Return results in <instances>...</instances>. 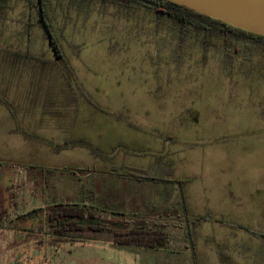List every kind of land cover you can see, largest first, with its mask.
Here are the masks:
<instances>
[{"label":"rangeland","instance_id":"rangeland-1","mask_svg":"<svg viewBox=\"0 0 264 264\" xmlns=\"http://www.w3.org/2000/svg\"><path fill=\"white\" fill-rule=\"evenodd\" d=\"M113 2H46L62 61L38 25L25 36L24 0L0 18V93L38 105L27 125L40 139L9 137L0 109V264H264V49L225 65L218 39L205 53L188 37L179 45ZM27 51L46 63L8 54ZM121 165L171 182L107 175ZM120 201L130 223L163 225L164 249L116 246L108 232L57 239L17 219L76 202L112 220Z\"/></svg>","mask_w":264,"mask_h":264},{"label":"trees","instance_id":"trees-1","mask_svg":"<svg viewBox=\"0 0 264 264\" xmlns=\"http://www.w3.org/2000/svg\"><path fill=\"white\" fill-rule=\"evenodd\" d=\"M11 1L13 0H0V18ZM47 1L48 0H24L30 12L28 20L24 23V34L30 37L32 27L38 25L46 37L55 58L62 61L63 56L56 42L53 25L46 12L45 6ZM111 2L121 7L119 10L124 13L141 10L148 14L154 23L153 30L158 32L161 28H169L171 33L175 36V41H177L179 45H182L183 41L188 37V39H193L196 44L202 45V49L205 53L209 48L211 40L213 38L215 40L218 39L222 42L221 54L222 61L225 65H230L234 57L238 56H241L245 60H251L258 48L264 49V38L261 36L234 28L219 20L197 14L187 8L165 0H111ZM33 11L36 13V16H33ZM35 17L37 19L36 21L34 19ZM8 54L17 61L26 62L34 66L46 63L45 60L35 57L28 51L24 53L9 52ZM0 103L6 104L7 102L4 98L0 97ZM78 144L85 146V144L79 141L76 143H66L62 148L75 147ZM86 147L96 155L95 152L97 150L95 151L89 146ZM84 172L89 173L90 171L85 170ZM108 174L134 181L171 182L165 179L164 175L151 169H133L125 165L112 167ZM41 211H43L42 219L38 216ZM101 212H104V210H99L96 207L87 206L85 204L58 203L46 207L44 210H31L23 215L17 214V219L28 224L27 226L30 228H24L25 231H37L38 233L47 231L57 239L87 232L96 234L108 232L112 235L113 243L116 246L136 247L156 251L166 247L168 238L163 229V225L156 222L148 223L145 220H138L130 223L127 219L122 218L125 217L123 214L114 212L110 214L122 219H104L100 216ZM200 220H202L201 217H196L191 221H193L192 223L194 224ZM33 222L38 223V225L35 226ZM129 223L131 227L128 228L127 225ZM175 226L181 228L180 225ZM187 235L189 241L192 243L190 229L187 230Z\"/></svg>","mask_w":264,"mask_h":264},{"label":"water","instance_id":"water-1","mask_svg":"<svg viewBox=\"0 0 264 264\" xmlns=\"http://www.w3.org/2000/svg\"><path fill=\"white\" fill-rule=\"evenodd\" d=\"M264 38V0H165Z\"/></svg>","mask_w":264,"mask_h":264},{"label":"crops","instance_id":"crops-1","mask_svg":"<svg viewBox=\"0 0 264 264\" xmlns=\"http://www.w3.org/2000/svg\"><path fill=\"white\" fill-rule=\"evenodd\" d=\"M19 83H21V82H19ZM22 84L25 85L26 82H22ZM0 97L4 98L6 100V102H7L6 104H1L0 103V109L8 117L9 122H10V125H11L8 128V130H7V135L9 137L10 136L18 137V139H20L23 142L30 141V140L37 141L38 140L37 132H35L34 129L33 130L32 129L28 130V125H27L28 119L29 120H32L33 119V115H32V113L29 114V115H27V113L30 112V111L31 112L34 111L36 108L38 109V105L37 104H34V103L22 102V100L23 99L25 100L26 97H27L25 95H23V96H20L19 95V98H18V100H16L17 101L16 103H11L10 98H7L3 92L0 93ZM47 107H48L47 110H49V111L53 109L50 104ZM48 117L50 119L53 118L52 117V114L48 115ZM54 118H57V117H54ZM56 152H58V151H56ZM107 175L108 176H111L109 174H107ZM89 176H90V172L89 173H86V176H84L82 179H84V178L86 179ZM111 177H115V176H111ZM117 178H119V177H117ZM119 180H121V181H129V179H123V178H119ZM69 203H76V202H69ZM182 203H183V201H182ZM78 204H84V203H78ZM131 204L132 203H129L128 204L125 201L118 202L117 203V206H118L119 210H121V211H116L114 213L123 214L124 216L131 215L129 213H126L128 211H125V209H129V210L131 209V207H132ZM85 205L92 206L90 204H85ZM104 207H108V205L107 204H104ZM134 209L137 210L136 207H133V210ZM145 212L146 211H142L141 208H140V210L138 209L137 212L132 213V214L133 215H136L137 214L136 216H138V217L140 216V218L149 217V216L152 217L151 214H149V215H142L141 214V213H145ZM157 251H160V250H157Z\"/></svg>","mask_w":264,"mask_h":264}]
</instances>
